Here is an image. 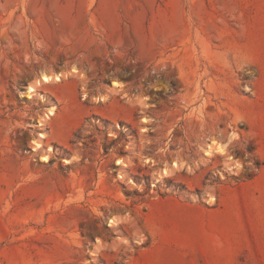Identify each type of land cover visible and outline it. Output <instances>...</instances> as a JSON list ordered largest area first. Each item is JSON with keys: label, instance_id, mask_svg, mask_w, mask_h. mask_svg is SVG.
<instances>
[{"label": "rangeland", "instance_id": "374dc122", "mask_svg": "<svg viewBox=\"0 0 264 264\" xmlns=\"http://www.w3.org/2000/svg\"><path fill=\"white\" fill-rule=\"evenodd\" d=\"M0 264H264V0H0Z\"/></svg>", "mask_w": 264, "mask_h": 264}, {"label": "bare ground", "instance_id": "6f19581e", "mask_svg": "<svg viewBox=\"0 0 264 264\" xmlns=\"http://www.w3.org/2000/svg\"><path fill=\"white\" fill-rule=\"evenodd\" d=\"M79 72V70L77 68H72L69 73H67L66 75H64L61 72H54V73H46L43 72L40 74V76L35 80V82L33 84H29L27 86L26 92L31 94V93H36L37 92V88L39 87V89L41 90H45L47 88V86L49 84L52 83H56L61 81L62 77L74 74ZM113 86H118L117 82H113ZM88 95L87 93L84 94V97L86 98ZM96 100H104L103 97H96ZM55 114V110L54 107H50L42 116V120L45 121L46 119H49L51 116H53ZM40 124H42V122H40ZM45 137L44 133H40L39 134V138L34 140V146L35 148L40 147V139ZM213 143V142H211ZM209 144L207 149H206V154L207 155H213L215 153H219V154H226V149L222 144H219L218 142H216V144L213 143L214 146H212V144ZM67 163L69 162V160H65ZM178 167L177 163H173L171 164L170 167L168 168H162L161 169V175L165 176V175H169L171 172H173L175 170V168Z\"/></svg>", "mask_w": 264, "mask_h": 264}, {"label": "built area", "instance_id": "2783aa9c", "mask_svg": "<svg viewBox=\"0 0 264 264\" xmlns=\"http://www.w3.org/2000/svg\"><path fill=\"white\" fill-rule=\"evenodd\" d=\"M83 97H84V95H83ZM85 98V97H84Z\"/></svg>", "mask_w": 264, "mask_h": 264}]
</instances>
